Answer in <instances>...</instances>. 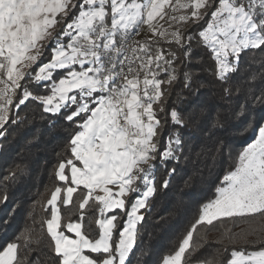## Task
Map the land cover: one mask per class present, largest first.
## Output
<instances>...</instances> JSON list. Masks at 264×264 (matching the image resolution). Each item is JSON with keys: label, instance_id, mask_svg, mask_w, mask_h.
<instances>
[{"label": "snow or ice", "instance_id": "obj_1", "mask_svg": "<svg viewBox=\"0 0 264 264\" xmlns=\"http://www.w3.org/2000/svg\"><path fill=\"white\" fill-rule=\"evenodd\" d=\"M214 5L210 22L198 35L215 61L217 79L227 82L238 70L242 52L264 46V0H177L175 6L172 0H79L78 5L72 0H0V128L9 120L17 89L21 90L17 108L37 101L44 111L53 114L75 106L65 117L68 121L86 117L70 142L73 159L59 164L57 176L70 185L63 190L65 205L72 202L81 185L87 189V196L79 207L83 209L90 199L99 203L102 218L96 223L100 232L98 238L90 239L82 231V223L66 225L75 238L60 230L56 203L62 189L57 187L48 201L53 211L46 223L59 264H126L136 243L137 224L143 220L139 212L156 191V165L151 161L156 160L157 153L161 162L176 161L183 147L176 131L168 132L163 147L158 146L163 126L154 109L164 95L161 86L176 79L171 66L179 57L169 52L170 58H166L164 51L157 48L153 52L149 42L140 44L131 37L145 25L161 37L168 35L156 22L167 15L169 7L192 8L190 15H182L179 20L196 22ZM77 7L60 36L52 40L51 60L40 64L35 74L26 72L24 69L42 56L41 41L51 35L57 16H66ZM61 37H67V42ZM171 37L172 43L184 49L187 61L193 38L179 30ZM62 69L67 71L54 79V73ZM160 72L168 76L167 81L157 78ZM184 78L187 85L191 74L185 72ZM25 80L34 81L33 86L51 81L50 94H34L21 84ZM158 110L164 111L162 107ZM236 115L243 118L239 127L251 129L256 135L238 152L233 170L223 176L214 199L201 206V214L186 238L163 264H183L197 225H212L225 217L264 219V117L253 122L245 105ZM167 116L174 127L184 126L175 109H170ZM66 168L70 177L65 174ZM174 172L170 170V174ZM167 186L168 180H164L162 187ZM128 193H136V197L125 211ZM115 210L124 212L122 224L116 214L108 215ZM242 238L246 241V236ZM18 250V242H6L0 248V264H20ZM231 256L228 264H264V248L234 250Z\"/></svg>", "mask_w": 264, "mask_h": 264}, {"label": "trees", "instance_id": "obj_2", "mask_svg": "<svg viewBox=\"0 0 264 264\" xmlns=\"http://www.w3.org/2000/svg\"><path fill=\"white\" fill-rule=\"evenodd\" d=\"M213 8L206 10L203 19L189 21L181 33L191 36V55L185 60L184 49L170 41L153 42L152 46L175 52L179 57L171 66L176 79L163 84L164 95L158 104L157 118L163 126V134L157 138L163 147L168 132H179L183 147L176 161L156 160L155 193L148 198L142 210L143 220L137 226L135 246L126 264H162L165 257L178 250L192 225L201 214V206L215 197V189L221 186L222 178L233 170L238 152L253 141L251 129L239 127L241 117L236 113L245 105L253 122L264 117V46L241 53L238 70L227 82H221L214 74L215 61L209 48L203 45L198 33L211 19ZM52 43L45 47L41 60L52 58ZM191 74L190 83L184 73ZM64 72L54 73V79ZM159 79L168 76L160 72ZM38 95H48L51 81L33 86L34 81H21ZM225 89H229L226 93ZM21 96L17 89L16 99ZM261 98V99H258ZM16 99L9 113V120L0 128V248L6 242H18L20 264H59L54 253V242L47 231L52 208L48 201L57 187L62 189L58 203L62 223L83 217V232L89 238L98 237L97 204L90 199L83 209L79 205L87 196L84 186L73 194L72 202L64 204L63 190L66 185L58 179L57 170L62 161L73 159L71 140L81 129L78 125L84 115L73 121L66 116L75 106L53 114L44 111L37 101H28L19 108ZM162 107L163 112L158 109ZM175 109L184 126L174 127L168 119V111ZM161 163L164 166L161 167ZM145 167H147L145 165ZM175 172L170 174V170ZM65 174L69 175L68 168ZM164 180L168 186L162 187ZM6 197V199H5ZM135 198L128 197L129 202ZM242 236H246V241ZM25 237L28 239L26 240ZM17 238H19L17 240ZM264 248V219L254 217H225L212 225H197L190 248L183 258L184 264H228L231 253Z\"/></svg>", "mask_w": 264, "mask_h": 264}, {"label": "rangeland", "instance_id": "obj_3", "mask_svg": "<svg viewBox=\"0 0 264 264\" xmlns=\"http://www.w3.org/2000/svg\"><path fill=\"white\" fill-rule=\"evenodd\" d=\"M193 0H180V3H192ZM72 3H75L78 5L79 3V0H72ZM177 4V0H172V5L175 6ZM208 10V9H207ZM78 11V7L77 8H72L70 11H68V14L66 16H64L63 14H60L59 16H57V20H58V23L51 29V35L49 37H47L45 40L41 41V49L40 51L43 52L45 51V47L52 43V40L54 37H57V36H60L61 32L64 30L65 28V25L70 22L73 18V15ZM193 11L192 8H175L174 10V7H169L166 9V12H167V15L163 18V19H158V21L156 22L157 23V27L161 28L162 30H166L168 35L164 36V37H161L160 35H158L157 33H154L153 31H151L149 28H148V31H147V38L151 39L153 42H160V41H170L172 40V37H171V33L173 31H176V30H179L181 31L182 28L185 27L186 23H188L189 21L191 22L192 20H188L186 22H182L179 20V17L182 16V15H190L191 12ZM201 11H205V10H201ZM172 16H175L177 17L176 20H171L170 17ZM210 22V21H209ZM207 25V24H206ZM206 27V26H205ZM61 39L65 40V42H67V37H61ZM52 48H53V43H52ZM51 48V50H52ZM52 52V51H51ZM154 52V51H153ZM231 59V57H230ZM38 60H41V57L38 59ZM51 60V59H50ZM49 60H45V62L43 63H47ZM35 64H33L31 67H27L25 68L24 70L26 72H32L33 74H35L36 70L33 69V67ZM57 71H61V72H66L67 70L65 69H62V70H57ZM56 71V72H57ZM160 74V73H159ZM0 87H2V85H0ZM156 105V104H155ZM11 111V109H10ZM9 111V113H10ZM78 166H79V162H77ZM69 172H70V169L68 168ZM74 186V185H73ZM83 186V185H82ZM140 186V183L137 182V185L136 187H139ZM87 190V189H86ZM116 189H114L115 191ZM142 190V189H141ZM62 193V192H61ZM95 194H102V193H95ZM135 194V197H136V193H128L126 195V209L125 211H127L128 209V204L132 201L129 202L128 200V197L130 195H134ZM63 195H64V199H65V193L63 191ZM61 196V194H60ZM60 198L58 199L57 203H56V207L59 209V214L61 216V212H60V208H59V201H60ZM94 203H96L97 205V220L102 218L99 214V203L94 201ZM147 205V204H146ZM51 208H52V211H53V206L51 205ZM142 210H140L139 214L143 216V213H142ZM112 214H116L118 216V220H119V223L122 224L123 223V219H124V212H121L120 210H115L114 212L112 213H108V215H112ZM52 217V216H51ZM68 223H82V231H83V222L81 221V218L80 219H77V220H74V221H70V222H67L65 224L62 223V219H61V228L60 230L61 231H64L66 235H70L72 236L73 238H75V234L74 233H71L70 231L67 230V227L66 225ZM139 224V223H138ZM137 224V226H138ZM99 228V226H98ZM137 230V228H136ZM99 232H100V229H99ZM99 235V234H98ZM98 238V237H97ZM115 238V237H114ZM91 239V238H90ZM95 255V254H93ZM130 255V254H129Z\"/></svg>", "mask_w": 264, "mask_h": 264}, {"label": "built area", "instance_id": "obj_4", "mask_svg": "<svg viewBox=\"0 0 264 264\" xmlns=\"http://www.w3.org/2000/svg\"><path fill=\"white\" fill-rule=\"evenodd\" d=\"M147 31H148V26H142L140 28V31L138 34L133 35L131 37L132 41L139 42L140 44H143L145 42V39L147 37ZM133 67H136V64L132 65ZM141 78H143V73H141Z\"/></svg>", "mask_w": 264, "mask_h": 264}, {"label": "crops", "instance_id": "obj_5", "mask_svg": "<svg viewBox=\"0 0 264 264\" xmlns=\"http://www.w3.org/2000/svg\"><path fill=\"white\" fill-rule=\"evenodd\" d=\"M232 259V258H231ZM163 264V263H162ZM184 264V263H183Z\"/></svg>", "mask_w": 264, "mask_h": 264}]
</instances>
